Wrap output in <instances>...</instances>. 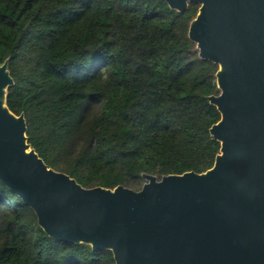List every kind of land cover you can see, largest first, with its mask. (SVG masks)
Listing matches in <instances>:
<instances>
[{
	"label": "trees",
	"instance_id": "trees-1",
	"mask_svg": "<svg viewBox=\"0 0 264 264\" xmlns=\"http://www.w3.org/2000/svg\"><path fill=\"white\" fill-rule=\"evenodd\" d=\"M198 6L162 0H0V65L8 59L11 113L48 168L86 189L142 188L212 167L219 120L207 97L217 66L188 39ZM0 264H114L49 238L0 182Z\"/></svg>",
	"mask_w": 264,
	"mask_h": 264
},
{
	"label": "water",
	"instance_id": "water-1",
	"mask_svg": "<svg viewBox=\"0 0 264 264\" xmlns=\"http://www.w3.org/2000/svg\"><path fill=\"white\" fill-rule=\"evenodd\" d=\"M188 26L198 57L217 66L207 97L219 144L202 173L142 174L139 191L86 189L48 168L27 143L24 114L6 105L0 65V182L51 239L109 251L114 264H264V0H162Z\"/></svg>",
	"mask_w": 264,
	"mask_h": 264
},
{
	"label": "flooded vegetation",
	"instance_id": "flooded-vegetation-1",
	"mask_svg": "<svg viewBox=\"0 0 264 264\" xmlns=\"http://www.w3.org/2000/svg\"><path fill=\"white\" fill-rule=\"evenodd\" d=\"M166 4V3H165ZM190 4H188V6H189ZM194 5H197V4H194ZM188 6H187V8H188ZM198 6V8H199V5H197ZM187 10V9H186ZM198 10V9H197ZM197 13V12H196ZM195 17V16H194Z\"/></svg>",
	"mask_w": 264,
	"mask_h": 264
}]
</instances>
